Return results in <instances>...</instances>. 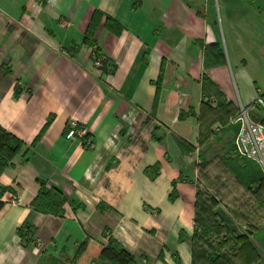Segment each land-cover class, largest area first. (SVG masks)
<instances>
[{"label": "crops", "instance_id": "0c3cea01", "mask_svg": "<svg viewBox=\"0 0 264 264\" xmlns=\"http://www.w3.org/2000/svg\"><path fill=\"white\" fill-rule=\"evenodd\" d=\"M35 1L0 0V128L22 143L0 171V264H73L88 239L192 264L201 163H232L229 121L264 90V0ZM94 11L105 71L83 43ZM39 181L61 214L31 205Z\"/></svg>", "mask_w": 264, "mask_h": 264}, {"label": "rangeland", "instance_id": "374dc122", "mask_svg": "<svg viewBox=\"0 0 264 264\" xmlns=\"http://www.w3.org/2000/svg\"><path fill=\"white\" fill-rule=\"evenodd\" d=\"M96 66L101 68L102 61ZM237 116L238 112L229 121V124L235 125L233 142L238 125L232 120ZM230 151L232 163H225L230 170L225 168L227 165L219 166L222 164L220 161L213 163L216 160L201 163L198 218L194 229L197 234L188 241L195 254L193 264H211L214 259L218 264H239L241 256L237 237L241 235L247 236L258 255L259 264H264V241H257L253 237L259 230L264 239V165L251 160L247 164L234 153L231 143ZM215 158L218 159V156ZM242 168L249 173L243 172ZM201 231H205L204 236L200 235ZM261 251L263 256H260Z\"/></svg>", "mask_w": 264, "mask_h": 264}, {"label": "trees", "instance_id": "16d2710c", "mask_svg": "<svg viewBox=\"0 0 264 264\" xmlns=\"http://www.w3.org/2000/svg\"><path fill=\"white\" fill-rule=\"evenodd\" d=\"M101 16V12L94 11L85 30L83 43H85L92 49V59L99 58L100 61H102L101 69L105 71L107 67L106 65H108V61L100 53V49L97 46V42L93 36L94 29L99 23ZM108 21L110 22L109 26H111L112 24L115 25L117 29L120 28L119 25L115 24V22L109 17L106 18L107 25ZM212 47L216 46L212 45ZM114 70L115 65L112 64L110 72L112 73ZM179 143L181 145V142ZM21 145L22 143L19 139L0 128V171L7 164V161L10 160L11 156L21 148ZM243 159L247 164L251 161H254L248 158ZM256 165L258 166V164ZM241 170L243 172H247L245 168H242ZM248 173L249 171L247 172V174ZM39 183L40 190L31 202L33 208L39 212L50 213L53 215L61 214L63 210L62 205L66 201V197L59 190L52 187L48 188L43 181H39ZM259 183H261V181H259ZM5 190L6 188H0V197ZM2 205L3 202L0 201V208L2 207ZM28 229L29 226H27L26 224L19 226L17 229V233L21 237L23 242H28L26 238ZM196 234L197 232L195 231L194 235ZM200 235L204 236L205 231H201ZM260 235L261 232H259L258 230V232L253 234V237L257 241L262 242L264 241V239ZM237 245L239 247V254L241 256L239 264H259L258 255L255 252L253 244L248 240L247 236L244 237L241 235L237 237ZM194 255V250L192 249V258L194 257ZM96 260L108 261L110 264H137L134 255L127 251L125 248L121 247L120 244L114 239L109 240L106 245L93 239H88L87 241L83 242L79 246L73 258V264H93V262H95ZM211 264H218V262L214 259Z\"/></svg>", "mask_w": 264, "mask_h": 264}, {"label": "built area", "instance_id": "2783aa9c", "mask_svg": "<svg viewBox=\"0 0 264 264\" xmlns=\"http://www.w3.org/2000/svg\"><path fill=\"white\" fill-rule=\"evenodd\" d=\"M35 4L41 3L38 0ZM94 64L99 65V58H94ZM264 107V90L258 91L252 103L247 106H241L238 116L232 120V123L238 125V130L233 142L234 153L242 158L252 159L259 165H264V124L252 120L247 114L250 108ZM64 138L72 140L79 138L85 146L92 143L87 129L77 120L69 119L65 125ZM12 203H18L19 199L13 195L10 198Z\"/></svg>", "mask_w": 264, "mask_h": 264}]
</instances>
